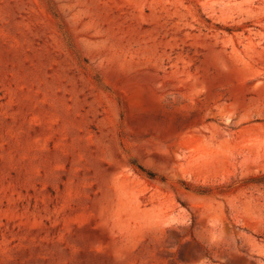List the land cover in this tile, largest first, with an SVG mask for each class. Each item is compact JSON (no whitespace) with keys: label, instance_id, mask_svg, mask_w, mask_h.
I'll return each instance as SVG.
<instances>
[{"label":"rangeland","instance_id":"obj_1","mask_svg":"<svg viewBox=\"0 0 264 264\" xmlns=\"http://www.w3.org/2000/svg\"><path fill=\"white\" fill-rule=\"evenodd\" d=\"M0 264H264V0H0Z\"/></svg>","mask_w":264,"mask_h":264}]
</instances>
